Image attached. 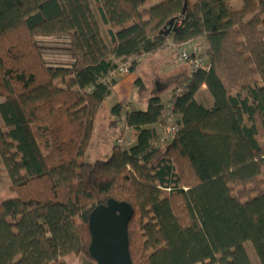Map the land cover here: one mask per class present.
I'll list each match as a JSON object with an SVG mask.
<instances>
[{"label":"trees","instance_id":"obj_1","mask_svg":"<svg viewBox=\"0 0 264 264\" xmlns=\"http://www.w3.org/2000/svg\"><path fill=\"white\" fill-rule=\"evenodd\" d=\"M0 0V264H66L89 251L91 212L129 202L134 264H264V0ZM175 18L178 30L161 33ZM65 43L51 66L39 39ZM204 38L209 69L176 78L175 137L159 95L111 108L137 136L86 161L117 79L139 57ZM138 89L147 88L140 78ZM206 86L213 99L199 100ZM16 195V196H14ZM97 263V262H96Z\"/></svg>","mask_w":264,"mask_h":264},{"label":"rangeland","instance_id":"obj_2","mask_svg":"<svg viewBox=\"0 0 264 264\" xmlns=\"http://www.w3.org/2000/svg\"><path fill=\"white\" fill-rule=\"evenodd\" d=\"M155 1L158 2L159 0ZM233 4L240 7L243 5V0H233ZM39 43L42 47L44 58L48 64H69L68 59L70 56L65 43H57L55 42L54 38H40ZM196 44L199 48L200 56L202 57V59H204V61H207V58L205 56L206 47L204 43L197 42ZM175 50L176 49L165 50L164 53L152 55L148 57L143 63L139 64L137 72L139 76H142L143 80L145 81L147 89L143 92L138 90L134 95L135 101L145 99L149 102V98L151 95L148 94L155 90V82L157 81V79L161 82L160 92L164 95L167 93L168 96L170 95L172 91L173 81L177 74L176 72H172L170 74L164 73L162 71V68L167 62L166 55H170L173 60H176L178 58L177 52L179 51ZM207 94L208 93L206 89H203L200 93V97L202 99H206ZM2 100L3 98L0 97V101ZM164 101H166V97L164 98ZM110 103L111 102L108 100L105 102L104 107L96 121L94 135L84 158L88 162H96L99 159L107 160L111 156V154L116 151L115 149H124L130 147L126 144L125 140V145L123 146H121L118 142L119 138L123 136L124 130L126 128V123L123 120L112 123L115 120V117L111 113V109L109 106ZM8 198L9 194L7 189V179L5 177L3 168L0 165V200ZM246 249L252 263L261 264L252 243H246ZM62 260L66 264H98L85 254H74L71 256H66Z\"/></svg>","mask_w":264,"mask_h":264},{"label":"water","instance_id":"obj_3","mask_svg":"<svg viewBox=\"0 0 264 264\" xmlns=\"http://www.w3.org/2000/svg\"><path fill=\"white\" fill-rule=\"evenodd\" d=\"M188 9L185 1L183 14ZM178 30V22L171 19L161 33L170 36ZM134 215L133 206L127 201L109 199L98 205L90 214V254L98 264H134L130 252L129 224Z\"/></svg>","mask_w":264,"mask_h":264},{"label":"crops","instance_id":"obj_4","mask_svg":"<svg viewBox=\"0 0 264 264\" xmlns=\"http://www.w3.org/2000/svg\"><path fill=\"white\" fill-rule=\"evenodd\" d=\"M158 2L155 1V3H158ZM193 41L204 43V45L206 47L205 50H207V44H206V41H205L204 38L193 39ZM174 49L179 51V49L176 48V47L168 46L167 48L159 50V51H157L154 54H148L146 56L139 57L140 63H143L148 57H150L152 55L161 54V53H164L165 50H174ZM177 55H178V58L176 60H173L170 55H166L167 62L165 64V66H163V68H162V71L164 73L170 74L172 72H176V74H177L175 79H174V81H173L172 91H171L170 95L168 96V93L164 95V94H162L160 92L161 82L158 79L155 82V90L152 91L150 94H148V95H151V96L159 95L161 97L162 103L166 107L173 100L175 93L179 89V88L175 89V80H176V78L181 76V75H183V74H186V73L188 74V73L191 72L190 63L186 62V61H183L180 58V56H179V52H177ZM68 61L70 62V57H69ZM50 65L51 66H68V64L59 65V64H55V63H52ZM140 78L143 80L142 76H139V74L137 72V69L134 72H131V73L127 74V75L116 77L117 83L113 87V93L109 97H107V99L105 100V102L107 100L111 102L110 105H109L110 109L117 103L123 104L127 110H137V109L145 110V109L148 108L149 102L146 101L145 99H140L139 101H135V99H134L135 93L139 90L138 86H137V81ZM143 82H144V84L146 86V83H145L144 80H143ZM146 88H147V86H146ZM203 89H206V91L208 93L207 96H206V99H204V98L202 99L200 97V93H201V91ZM165 97H166V101H164ZM198 97H199V100L203 101L207 106L211 107L213 105L212 96L209 93V91H208L206 86H204L200 90ZM153 127L157 128L159 133H163L164 132L163 129H162V125L160 123L156 124V125H153ZM136 137L137 136H136L135 131L126 125V128L124 130L123 136L120 137L119 139L125 140L126 144L131 147V146L136 144V142H137L136 141ZM120 149H122V148H117L115 150H120Z\"/></svg>","mask_w":264,"mask_h":264},{"label":"built area","instance_id":"obj_5","mask_svg":"<svg viewBox=\"0 0 264 264\" xmlns=\"http://www.w3.org/2000/svg\"><path fill=\"white\" fill-rule=\"evenodd\" d=\"M197 42L190 40L187 41L183 44L180 45H176L172 42V40L168 39V45L170 47H176L179 49V54H180V58L183 61L189 62L191 65V71H197L198 69H209V65H207V62L204 61V59H202V57L200 56V52H199V48L196 44ZM131 73L130 71V66L128 64H124L119 66L116 70H114L113 72H111V76L112 78H116L119 76H124ZM182 89L179 88L178 91L176 93H180ZM174 99V98H173ZM173 101V100H172ZM170 102L167 105V116L169 118V122L170 125L167 127V129L162 133L158 144L160 143H165L168 142L170 140H172L177 132V126L174 124L173 122V102ZM118 142L120 143L121 146L125 145V142L123 139H119Z\"/></svg>","mask_w":264,"mask_h":264}]
</instances>
